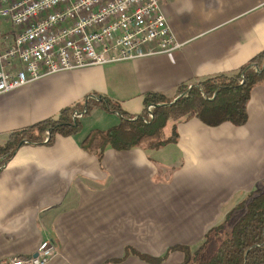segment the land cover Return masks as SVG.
I'll return each mask as SVG.
<instances>
[{
  "label": "crops",
  "instance_id": "1",
  "mask_svg": "<svg viewBox=\"0 0 264 264\" xmlns=\"http://www.w3.org/2000/svg\"><path fill=\"white\" fill-rule=\"evenodd\" d=\"M158 1L179 48L59 72L0 94V145L13 132L58 120L87 94L138 116L146 94L172 98L182 85L236 74L264 51V0ZM16 30L0 19V53L14 45ZM96 112L120 121L117 113ZM247 114L243 126L209 127L192 118L177 124L175 142L107 148L100 159L81 147L96 129L83 124L74 135L48 142L44 132L40 143L1 156L0 264L33 256L45 240L59 252L47 264H150L142 256L160 255L166 243H190L195 235L201 244L240 201L238 192L264 179V85L253 89ZM229 187L231 195L221 198ZM176 256L166 264H182Z\"/></svg>",
  "mask_w": 264,
  "mask_h": 264
},
{
  "label": "trees",
  "instance_id": "2",
  "mask_svg": "<svg viewBox=\"0 0 264 264\" xmlns=\"http://www.w3.org/2000/svg\"><path fill=\"white\" fill-rule=\"evenodd\" d=\"M259 85H264V51L252 57L236 74L182 85L172 98L160 93L146 94L143 110L138 116L128 115L108 97L86 98L82 109L68 107L59 113L56 121L48 120L11 133L0 145V157L8 158L24 143H40L47 128L51 130L46 138L48 142L54 135L78 133L79 119L93 107L117 113L120 118L117 125L106 130L93 129L82 140L81 147L96 154L98 159L107 148L117 151L136 147L156 149L175 142L177 124L192 118L209 127L223 123L243 126L248 119L247 106L253 89ZM169 122L173 123L170 134L165 135ZM209 243L215 245V250L207 259H199ZM170 250L183 253L182 264H264V184L248 192L226 213L223 221L205 235L194 251L182 245Z\"/></svg>",
  "mask_w": 264,
  "mask_h": 264
},
{
  "label": "built area",
  "instance_id": "3",
  "mask_svg": "<svg viewBox=\"0 0 264 264\" xmlns=\"http://www.w3.org/2000/svg\"><path fill=\"white\" fill-rule=\"evenodd\" d=\"M0 19L19 31L14 45L0 53V94L59 72L180 46L158 0H0ZM58 253L45 240L33 256L2 264H47Z\"/></svg>",
  "mask_w": 264,
  "mask_h": 264
},
{
  "label": "rangeland",
  "instance_id": "4",
  "mask_svg": "<svg viewBox=\"0 0 264 264\" xmlns=\"http://www.w3.org/2000/svg\"><path fill=\"white\" fill-rule=\"evenodd\" d=\"M18 29L16 30V33H18ZM94 97V94H87V95H84L79 102L75 103L73 106H70V107H76L77 106V109H82V107L85 105V101H86V98H93ZM117 104L119 105V103L117 102ZM120 106V105H119ZM97 110V107H94L92 108V112L89 114V115H84V117L80 118L79 119V123L80 124H83L84 126V129H88L90 130L91 128H98L100 130H106L112 126H115L119 123V121H110L109 119H113L112 116H109L107 114H103L102 112H96ZM142 112V111H141ZM102 113V114H101ZM102 115H104L102 117ZM120 120V118H119ZM172 122H169L168 126L166 127L165 129V135H169L170 134V128L172 126ZM46 125H44L43 127H45ZM44 132H48L50 134L51 130L49 128L45 129ZM48 133H47V136H48ZM264 184V179L262 181H260L259 183L256 184V186L253 188L256 189V188H260L262 187ZM217 191L216 188H214V193ZM232 193V188L229 187V191L228 189H224L220 192V197L221 198H225L227 195L230 196ZM238 193H241L242 196H239L237 197L235 200L238 201L240 198V201L244 198V196L247 194L244 192L243 189H241ZM215 196L216 198H218V196ZM239 201V202H240ZM224 218V217H223ZM223 221V219H222ZM221 221V222H222ZM220 222V223H221ZM220 223L214 225L212 228L218 226ZM212 228L208 229L201 237V239H204L205 238V235L207 232H209ZM204 237V238H203ZM222 238V236H220ZM168 240H171V238H169ZM190 240H192V242L190 243H166L164 244V250L162 251V253L160 255H157V251H152V253H149L147 254L148 255V259L147 261L150 260V264H166V263H171V262H174L176 261L178 258L176 255H180V256H183V253H181L180 251H177V250H170V248L174 247V246H177V245H182V246H185L186 248H188L189 250L191 251H194L198 245L200 243H195L194 241L196 240V237L195 235L193 237L190 238ZM203 241V240H202ZM212 244H214L213 242H211ZM211 243H209L204 251L202 252V254L200 255L199 259L201 260H205L207 259L211 254L212 252L215 250V245H211ZM160 249L161 247H163V245H159ZM152 248V245H150L149 247V250H151ZM135 252L137 251L136 249V245H135ZM139 252V251H137ZM136 252V254H137ZM161 252V250H160ZM153 259H156V262H152Z\"/></svg>",
  "mask_w": 264,
  "mask_h": 264
}]
</instances>
